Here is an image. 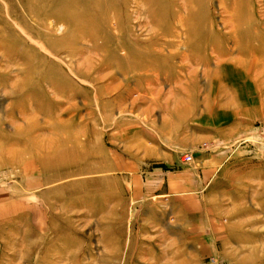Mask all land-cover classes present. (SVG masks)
<instances>
[{
    "label": "rangeland",
    "instance_id": "rangeland-1",
    "mask_svg": "<svg viewBox=\"0 0 264 264\" xmlns=\"http://www.w3.org/2000/svg\"><path fill=\"white\" fill-rule=\"evenodd\" d=\"M253 74L264 0H0V264H264V161L200 220L150 196L173 108Z\"/></svg>",
    "mask_w": 264,
    "mask_h": 264
},
{
    "label": "crops",
    "instance_id": "crops-1",
    "mask_svg": "<svg viewBox=\"0 0 264 264\" xmlns=\"http://www.w3.org/2000/svg\"><path fill=\"white\" fill-rule=\"evenodd\" d=\"M253 75L249 81L242 80L243 86L236 85L239 78H229L233 84L227 89L232 91L228 90L227 96H221L223 100L209 113L182 103L173 108L169 114L173 122L166 126L172 130L174 139L169 137L168 142H163V150L157 151L164 154L163 160L157 164L163 166L162 177L154 182L157 186L155 191L150 188V196L173 205V211H192L193 219L200 220L207 206L222 205L228 199L230 186L243 181V176L237 177V174L251 173V166L262 165L256 164L255 160L264 161V144L261 142L264 139L261 137L264 131V96L257 95L262 87L261 77ZM172 140L176 143L174 152L168 153ZM154 149V144H150V155L155 154ZM184 154L192 159L188 165H181L179 161ZM261 172L264 169L256 171ZM238 193V203L241 204L243 193L241 190Z\"/></svg>",
    "mask_w": 264,
    "mask_h": 264
},
{
    "label": "built area",
    "instance_id": "built-area-1",
    "mask_svg": "<svg viewBox=\"0 0 264 264\" xmlns=\"http://www.w3.org/2000/svg\"><path fill=\"white\" fill-rule=\"evenodd\" d=\"M185 161H190V158L187 156V157H185Z\"/></svg>",
    "mask_w": 264,
    "mask_h": 264
}]
</instances>
